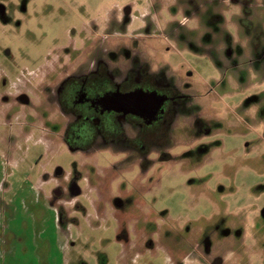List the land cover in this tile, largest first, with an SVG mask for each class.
<instances>
[{
  "label": "rangeland",
  "instance_id": "374dc122",
  "mask_svg": "<svg viewBox=\"0 0 264 264\" xmlns=\"http://www.w3.org/2000/svg\"><path fill=\"white\" fill-rule=\"evenodd\" d=\"M124 54L184 98L171 157L155 155L145 172L58 139L67 116L52 99L56 81ZM103 161L119 170L103 171L112 183L99 195ZM54 166L82 177L80 197L49 199L43 174ZM119 192L147 218L136 249L119 244L109 224L96 228L95 202ZM61 213L76 221L60 223ZM213 256L264 264V0H0V264H211Z\"/></svg>",
  "mask_w": 264,
  "mask_h": 264
},
{
  "label": "flooded vegetation",
  "instance_id": "af4514ba",
  "mask_svg": "<svg viewBox=\"0 0 264 264\" xmlns=\"http://www.w3.org/2000/svg\"><path fill=\"white\" fill-rule=\"evenodd\" d=\"M116 61L111 64L107 59L97 57L85 69L78 67L56 81L52 99L60 113L67 116L58 139L60 145L74 153L89 155L101 152L103 160L117 157L120 165L134 162L145 172L155 155L157 159L171 157L168 151L170 144L167 143H170L176 116L184 109V98L167 76H156L140 58L126 59L124 54ZM139 92H144L148 100L143 103L137 100L140 109L135 111V106L129 103L113 105L109 102V98L115 96L132 93L140 96ZM152 93L155 94L150 99ZM16 98L24 105L30 103L25 93H18ZM55 140L43 142L48 147ZM104 163L106 166L103 165V169L98 171L100 179L96 191L99 195L112 183L111 177L103 176V171L115 166L119 170L117 165ZM81 178L78 173L73 176L71 171L54 166L52 172L43 174V183L53 185L49 199L55 204L61 200L69 201V196L80 197L83 194ZM142 192L139 188L138 199L142 200L143 196L144 200L145 194L141 195ZM108 199L95 202L96 228L104 223L109 224L107 229L115 233L119 244L126 248L141 247L147 224L143 210L140 211L136 204V208L129 204V197L120 192L111 194ZM106 213L107 216L103 217ZM59 218L60 223L66 226L76 221L66 213H61ZM222 259L213 256L211 264H222Z\"/></svg>",
  "mask_w": 264,
  "mask_h": 264
},
{
  "label": "water",
  "instance_id": "95a60500",
  "mask_svg": "<svg viewBox=\"0 0 264 264\" xmlns=\"http://www.w3.org/2000/svg\"><path fill=\"white\" fill-rule=\"evenodd\" d=\"M142 93H140V96L137 93H132V94H128V95H125V96H115L113 98H109V102H111L113 105H117L120 102L129 103L128 105L135 106V108L133 110V111H135V109H138V108L140 109V106H139V103H138L137 100H139V102H142V103L145 100H148V97H146L144 92H142ZM153 94H155V93H152V94L149 95L150 99H152L154 97Z\"/></svg>",
  "mask_w": 264,
  "mask_h": 264
}]
</instances>
